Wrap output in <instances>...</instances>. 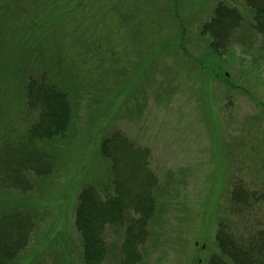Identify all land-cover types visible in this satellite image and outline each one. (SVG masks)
I'll return each mask as SVG.
<instances>
[{
    "label": "rangeland",
    "instance_id": "rangeland-1",
    "mask_svg": "<svg viewBox=\"0 0 264 264\" xmlns=\"http://www.w3.org/2000/svg\"><path fill=\"white\" fill-rule=\"evenodd\" d=\"M244 23L215 55L200 36L219 3ZM240 0H0V153L36 122L27 81H71L68 135L42 144L51 175L0 190V216L35 227L15 264H85L79 193L113 195L101 142L113 132L150 150L157 210L140 264H208L218 229L264 228V38ZM251 211L232 203L235 189ZM243 213V214H241ZM240 215V216H239ZM103 264H121L124 230L106 229Z\"/></svg>",
    "mask_w": 264,
    "mask_h": 264
},
{
    "label": "trees",
    "instance_id": "trees-1",
    "mask_svg": "<svg viewBox=\"0 0 264 264\" xmlns=\"http://www.w3.org/2000/svg\"><path fill=\"white\" fill-rule=\"evenodd\" d=\"M250 11L252 27L264 38V0H240ZM244 18L237 7L219 3L200 36L207 39L215 55L228 50ZM55 84L44 75L30 76L27 81V105L36 113V122L20 139L0 153V190L12 189L27 193L33 189L31 177L51 175L53 158L40 145L64 139L72 128L74 90L71 81ZM69 90H72L69 94ZM101 155L109 163L114 194L105 198L95 188L79 193L75 227L81 236L85 264H103L107 257L106 229L115 226L124 230L121 264H140L141 247L148 237L156 214L155 197L159 181L150 169V150L141 149L124 134L113 132L101 142ZM254 197L241 188L235 189L232 203L240 210L251 211ZM243 214V213H241ZM240 216V215H239ZM35 224L31 216L16 211L0 216V264H15L25 252ZM246 227L236 236L222 224L216 238L219 255L208 264H264V228Z\"/></svg>",
    "mask_w": 264,
    "mask_h": 264
}]
</instances>
